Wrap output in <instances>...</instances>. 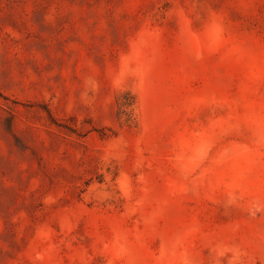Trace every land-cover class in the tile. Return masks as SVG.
I'll list each match as a JSON object with an SVG mask.
<instances>
[{
    "label": "rangeland",
    "instance_id": "374dc122",
    "mask_svg": "<svg viewBox=\"0 0 264 264\" xmlns=\"http://www.w3.org/2000/svg\"><path fill=\"white\" fill-rule=\"evenodd\" d=\"M0 264H264V0H0Z\"/></svg>",
    "mask_w": 264,
    "mask_h": 264
}]
</instances>
